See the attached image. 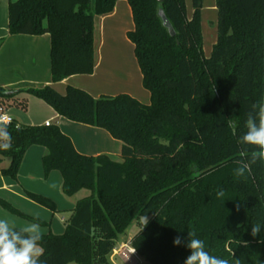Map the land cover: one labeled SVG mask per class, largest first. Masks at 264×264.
Wrapping results in <instances>:
<instances>
[{
	"label": "trees",
	"instance_id": "1",
	"mask_svg": "<svg viewBox=\"0 0 264 264\" xmlns=\"http://www.w3.org/2000/svg\"><path fill=\"white\" fill-rule=\"evenodd\" d=\"M120 0H18L9 6L10 36L51 39L53 83L95 70V17L111 14ZM135 29L128 39L150 93L146 106L135 98H93L68 87L25 92L41 99L71 122L106 130L122 142V162L107 156L79 154L58 125L7 127L10 158L3 174L17 178L27 151L47 149V175L60 172L63 193L83 189L62 236L43 235L45 264H113L120 236L140 224L131 247L144 264H184L188 233L205 241L215 256L240 264H264V165H250L246 178L234 168L242 150L251 105L264 95V0H216L218 41L211 56L203 53L202 0H192L187 18L185 0H127ZM163 11L175 30L171 37L159 15ZM5 141L0 140V143ZM198 173V175H196ZM223 190L225 195L217 197ZM57 212L48 198L29 194ZM147 217V224L142 220ZM145 220V219H144ZM260 234L251 235L254 225ZM177 235L184 244L174 246ZM234 253V258L233 254Z\"/></svg>",
	"mask_w": 264,
	"mask_h": 264
},
{
	"label": "crops",
	"instance_id": "2",
	"mask_svg": "<svg viewBox=\"0 0 264 264\" xmlns=\"http://www.w3.org/2000/svg\"><path fill=\"white\" fill-rule=\"evenodd\" d=\"M14 1L0 0V89L18 92L52 86L64 95L68 87H74L95 99L126 94L142 104H150L151 96L143 86L135 47L128 39V33L135 29V24L127 0L118 1L111 14L95 17L94 73L72 76L56 84L52 80L50 36L9 35V6ZM0 106L6 108L18 126H45L47 122L58 125L81 155H104L115 162H122V142L104 129L74 123L59 116L41 99L22 92L10 99L0 97ZM28 152L29 159L41 157L43 161L47 155V149L39 146L30 148Z\"/></svg>",
	"mask_w": 264,
	"mask_h": 264
},
{
	"label": "rangeland",
	"instance_id": "3",
	"mask_svg": "<svg viewBox=\"0 0 264 264\" xmlns=\"http://www.w3.org/2000/svg\"><path fill=\"white\" fill-rule=\"evenodd\" d=\"M185 2L187 18L190 20L194 13L192 0H185ZM202 4L203 53L205 58H209L218 41V11L216 0H202ZM28 151L27 153H29ZM27 153L16 179L3 174V170L10 167L11 159L2 158L0 160V218L7 219L10 224L16 227L24 226L29 222H37L41 225L43 235L51 233L62 236L77 203L90 197L92 192L89 189H83L75 196H66L62 189L61 173L55 171L47 175L42 158L29 159L28 155L30 154ZM18 193L23 197H20ZM28 193L50 199L57 207L56 217L54 216L55 212L30 198ZM142 222L145 220L143 219ZM139 230L140 224L134 222L126 234L119 237L116 249L110 257L113 264H144L143 259L131 252L133 250L131 240ZM56 231L58 234L55 233Z\"/></svg>",
	"mask_w": 264,
	"mask_h": 264
},
{
	"label": "clouds",
	"instance_id": "4",
	"mask_svg": "<svg viewBox=\"0 0 264 264\" xmlns=\"http://www.w3.org/2000/svg\"><path fill=\"white\" fill-rule=\"evenodd\" d=\"M244 127L246 129L239 136L237 143L242 146H250L254 150L250 153L245 149L240 156L244 159L237 161V167L233 172L236 178H246L250 173V165L259 161L264 165V95L257 103L251 105V111L247 113ZM0 148L9 150L12 146L11 134L7 126L0 127ZM198 175V173H196ZM223 190L217 192V197H224ZM145 224H147V217ZM259 224L252 226L251 235L256 237L260 234ZM185 247L189 249V255L184 264H233L226 258L210 254L206 250L205 241L195 237V233H188ZM43 234L41 225L37 222H29L21 227H16L7 219L0 218V264H45L41 257L45 249L42 246ZM184 244V237L177 235L173 239L174 246ZM234 258V253L232 254ZM234 264H240L239 259L234 258Z\"/></svg>",
	"mask_w": 264,
	"mask_h": 264
},
{
	"label": "built area",
	"instance_id": "5",
	"mask_svg": "<svg viewBox=\"0 0 264 264\" xmlns=\"http://www.w3.org/2000/svg\"><path fill=\"white\" fill-rule=\"evenodd\" d=\"M15 123L14 119L8 114L6 108L4 106H0V127L2 126H11ZM52 123L47 122L45 126L49 127ZM133 254H136L134 250H131ZM140 264V263H137Z\"/></svg>",
	"mask_w": 264,
	"mask_h": 264
},
{
	"label": "water",
	"instance_id": "6",
	"mask_svg": "<svg viewBox=\"0 0 264 264\" xmlns=\"http://www.w3.org/2000/svg\"><path fill=\"white\" fill-rule=\"evenodd\" d=\"M159 3H162L163 0H158ZM161 20L163 22V26L168 30L169 34L171 35V37H175L176 33L175 30L173 29L171 23L169 22V20L167 19L165 13L161 10L159 13Z\"/></svg>",
	"mask_w": 264,
	"mask_h": 264
}]
</instances>
